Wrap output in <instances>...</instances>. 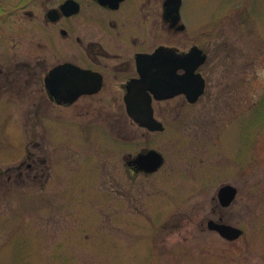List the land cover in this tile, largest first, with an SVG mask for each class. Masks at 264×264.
<instances>
[{"label":"rangeland","instance_id":"rangeland-1","mask_svg":"<svg viewBox=\"0 0 264 264\" xmlns=\"http://www.w3.org/2000/svg\"><path fill=\"white\" fill-rule=\"evenodd\" d=\"M63 1L0 0V264H264V0H183L174 43L208 53L207 85L154 103L163 131L109 85L50 99L46 72L76 54L45 15ZM145 147L164 163L137 173L127 156ZM223 184L238 188L228 207ZM220 218L242 236L207 227Z\"/></svg>","mask_w":264,"mask_h":264},{"label":"flooded vegetation","instance_id":"flooded-vegetation-1","mask_svg":"<svg viewBox=\"0 0 264 264\" xmlns=\"http://www.w3.org/2000/svg\"><path fill=\"white\" fill-rule=\"evenodd\" d=\"M74 1L78 3V11L72 15H66L60 5L49 8L45 15L48 22L62 23L59 27L60 34L70 37L75 44V61L72 62L103 76L102 88L97 93L83 94L80 98L98 94L109 85L112 91H118L111 95L113 99L125 101L130 92V85L135 79L142 78L140 57L145 53H153L162 45L159 42L160 22H163L164 31L170 34L173 40L164 45L181 55H186L193 46L180 48L174 43L178 33L188 30L186 23L182 21L183 0L180 6L174 0H108V4H102L99 0ZM50 10L55 12L50 13ZM68 28H71L72 34ZM179 72L182 73L183 70L180 69ZM146 90L152 97L153 106L155 102L174 100L178 96H184L188 101L184 94L157 99L150 88ZM136 98H145V95L143 93ZM174 110L175 108L171 109ZM138 156L142 157L144 166L158 167L146 170L136 162ZM127 158V165H131L130 169L136 170L137 173L158 170L164 161L161 152L146 147L135 155L129 154ZM130 169L128 171H132Z\"/></svg>","mask_w":264,"mask_h":264},{"label":"water","instance_id":"water-1","mask_svg":"<svg viewBox=\"0 0 264 264\" xmlns=\"http://www.w3.org/2000/svg\"><path fill=\"white\" fill-rule=\"evenodd\" d=\"M101 1L104 4L109 3L108 0ZM61 9L66 14H72L78 11V4L74 0H67L61 5ZM54 12L55 10H50V13ZM206 60L207 54L196 45L186 55L165 46L158 47L154 53L143 54L139 59L142 78L133 81L130 92L126 95V109L130 117L150 130H164V124L154 115L152 97L146 88H150L157 99H167L183 93L194 103L206 89V79L198 71ZM180 69L184 71L180 73ZM45 83L50 97L57 103H74L82 94L98 92L103 85V76L73 62H65L49 71ZM143 93L145 98H136ZM135 160L148 171L158 167L144 166L141 156ZM237 192V187L232 184L222 185L218 192L221 204L229 206ZM207 225L210 230L217 231L228 240H235L243 234L241 228L223 221L209 219Z\"/></svg>","mask_w":264,"mask_h":264}]
</instances>
